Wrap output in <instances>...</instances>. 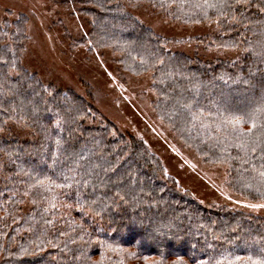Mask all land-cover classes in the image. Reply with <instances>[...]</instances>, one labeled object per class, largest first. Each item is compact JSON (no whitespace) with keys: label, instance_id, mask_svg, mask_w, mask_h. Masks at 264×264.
<instances>
[{"label":"trees","instance_id":"trees-1","mask_svg":"<svg viewBox=\"0 0 264 264\" xmlns=\"http://www.w3.org/2000/svg\"><path fill=\"white\" fill-rule=\"evenodd\" d=\"M78 3L88 29L71 45L110 51L128 74L151 73L152 108L182 148L203 163L224 166L233 195L264 202V145L254 153L241 150L221 123V114L242 115L264 103V63L244 51L264 41V14L246 10L244 27L217 22L212 9L205 18L192 6L196 0H184L182 8L181 0H165L163 7L160 0ZM125 4H144L179 25L212 24L208 35L195 40L238 55L205 62L167 51L168 41L126 12ZM26 21L18 15L0 22V264H217L249 255L264 260V218L201 204L164 173L143 140L120 132L88 95L45 84L23 66ZM10 124H21L31 139L8 135ZM45 175L65 186L24 195L32 176Z\"/></svg>","mask_w":264,"mask_h":264},{"label":"rangeland","instance_id":"rangeland-1","mask_svg":"<svg viewBox=\"0 0 264 264\" xmlns=\"http://www.w3.org/2000/svg\"><path fill=\"white\" fill-rule=\"evenodd\" d=\"M78 1L0 0V22L18 15L27 18L23 66L45 84L69 88L85 98L88 95L92 105L120 132L143 140L160 158L164 173L201 204L226 206L264 218V207H245L264 202L233 195L227 187L226 168L203 163L193 152L183 149L176 136L159 121L152 108L155 93L150 90L151 73L128 74L113 61L115 55L110 51L89 53L71 45L88 29V19L79 13ZM124 9L154 35L167 40V51L197 55L205 62L231 60L238 55L235 51L206 48L204 41L195 40L208 35L214 28L212 24L179 25L144 4H125ZM7 134L20 140L31 139L30 131L21 124H10Z\"/></svg>","mask_w":264,"mask_h":264},{"label":"snow or ice","instance_id":"snow-or-ice-1","mask_svg":"<svg viewBox=\"0 0 264 264\" xmlns=\"http://www.w3.org/2000/svg\"><path fill=\"white\" fill-rule=\"evenodd\" d=\"M160 5L165 6V0H160ZM155 7L156 4L154 3ZM171 6V5H168ZM184 6V0H181L180 7ZM201 11V15L205 18L208 16V9H212L217 13V22L223 19H227L230 24H241L243 25V20L241 17H244L245 11L251 8H256L258 12L264 14V0H203V3H200L199 0H196V3L192 5ZM239 13V15H237ZM247 27V25H243ZM251 44V41L249 42ZM235 47V45H233ZM246 53H249L252 56H257L260 58L261 62L264 63V41L261 42L259 48L256 47H246L244 49ZM143 62V61H142ZM227 83V81H225ZM188 109H191V105H185ZM197 115L193 114V120L197 119ZM221 123L225 126V129H230L231 133L235 135V138L239 141L237 147L241 150L247 152L250 147L253 153L257 146L264 145V103L258 107L252 109L251 111L244 113L242 115L221 114ZM248 125V131H242L243 126ZM57 126H59V121H57ZM260 129V135L256 134V130ZM3 129H0L2 131ZM59 145V141H57ZM55 160V157L53 158ZM259 176L261 177V183L264 184V166L262 170L259 171ZM33 183L30 185L29 189L24 193L28 195L32 191H50L52 187H64L65 185H55L50 176L45 175L43 178L40 176L31 177ZM65 179H68L65 177ZM70 187L71 185H66ZM87 187V182L84 184ZM120 197V200L124 199V196L120 195L119 192L116 193ZM264 195V193H261ZM79 203V200L77 201ZM52 207H55V204H52ZM245 207L259 208L264 207V204L258 205H245ZM145 261L148 260V257H144ZM246 260V264H264V260L254 259L251 255L247 257L236 256L235 259H229L225 257V260L217 261V264H238L240 260ZM156 264H161L160 261H157Z\"/></svg>","mask_w":264,"mask_h":264}]
</instances>
